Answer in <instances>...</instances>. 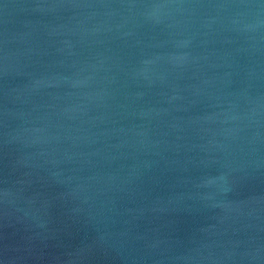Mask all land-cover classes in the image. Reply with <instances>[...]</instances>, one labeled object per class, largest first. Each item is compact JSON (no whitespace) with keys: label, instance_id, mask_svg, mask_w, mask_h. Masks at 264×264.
I'll use <instances>...</instances> for the list:
<instances>
[{"label":"water","instance_id":"95a60500","mask_svg":"<svg viewBox=\"0 0 264 264\" xmlns=\"http://www.w3.org/2000/svg\"><path fill=\"white\" fill-rule=\"evenodd\" d=\"M0 264H264V0H0Z\"/></svg>","mask_w":264,"mask_h":264}]
</instances>
